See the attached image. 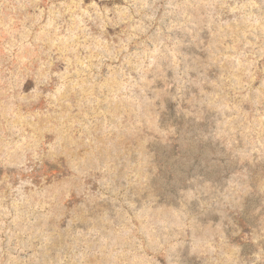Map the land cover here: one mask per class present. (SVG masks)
Returning a JSON list of instances; mask_svg holds the SVG:
<instances>
[{"label": "rangeland", "instance_id": "obj_1", "mask_svg": "<svg viewBox=\"0 0 264 264\" xmlns=\"http://www.w3.org/2000/svg\"><path fill=\"white\" fill-rule=\"evenodd\" d=\"M0 264H264V0H0Z\"/></svg>", "mask_w": 264, "mask_h": 264}]
</instances>
